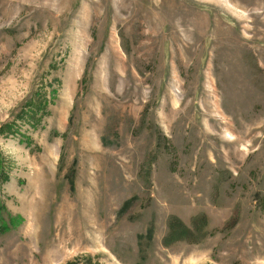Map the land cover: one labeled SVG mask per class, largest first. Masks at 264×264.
Returning a JSON list of instances; mask_svg holds the SVG:
<instances>
[{
    "label": "rangeland",
    "instance_id": "rangeland-1",
    "mask_svg": "<svg viewBox=\"0 0 264 264\" xmlns=\"http://www.w3.org/2000/svg\"><path fill=\"white\" fill-rule=\"evenodd\" d=\"M0 264H264V0H0Z\"/></svg>",
    "mask_w": 264,
    "mask_h": 264
},
{
    "label": "trees",
    "instance_id": "trees-1",
    "mask_svg": "<svg viewBox=\"0 0 264 264\" xmlns=\"http://www.w3.org/2000/svg\"><path fill=\"white\" fill-rule=\"evenodd\" d=\"M172 236H173V238L172 239H174V240H178L182 235H185V234H187V229L185 228V226L183 225V224H181L178 220H176V222L174 223V224H172ZM178 230L179 231H181L180 233H181V235H180V233L179 234H177V236H176V232H178ZM184 230V231H183ZM183 231V232H182Z\"/></svg>",
    "mask_w": 264,
    "mask_h": 264
}]
</instances>
